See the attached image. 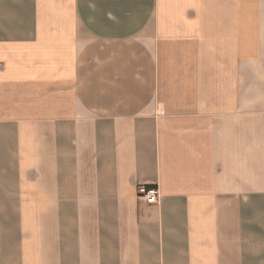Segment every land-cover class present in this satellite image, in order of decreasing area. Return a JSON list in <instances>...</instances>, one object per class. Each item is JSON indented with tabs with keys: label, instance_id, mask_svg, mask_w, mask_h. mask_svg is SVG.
I'll use <instances>...</instances> for the list:
<instances>
[{
	"label": "crops",
	"instance_id": "crops-1",
	"mask_svg": "<svg viewBox=\"0 0 264 264\" xmlns=\"http://www.w3.org/2000/svg\"><path fill=\"white\" fill-rule=\"evenodd\" d=\"M0 264H264V0H0Z\"/></svg>",
	"mask_w": 264,
	"mask_h": 264
},
{
	"label": "built area",
	"instance_id": "built-area-1",
	"mask_svg": "<svg viewBox=\"0 0 264 264\" xmlns=\"http://www.w3.org/2000/svg\"><path fill=\"white\" fill-rule=\"evenodd\" d=\"M137 197L146 204L153 205L158 202L159 193L155 184L140 183L136 187Z\"/></svg>",
	"mask_w": 264,
	"mask_h": 264
}]
</instances>
